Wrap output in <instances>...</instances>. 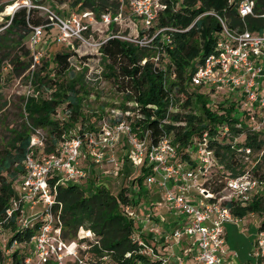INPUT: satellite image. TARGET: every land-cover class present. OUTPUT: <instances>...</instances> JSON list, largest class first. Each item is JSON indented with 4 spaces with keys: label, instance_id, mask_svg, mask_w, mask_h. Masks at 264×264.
Here are the masks:
<instances>
[{
    "label": "built area",
    "instance_id": "obj_1",
    "mask_svg": "<svg viewBox=\"0 0 264 264\" xmlns=\"http://www.w3.org/2000/svg\"><path fill=\"white\" fill-rule=\"evenodd\" d=\"M128 4L130 15L142 20L140 34L132 38L111 33L101 41L92 38L91 28L99 23L103 26L119 24L123 13L120 11L121 6L115 13L102 12L97 18L92 10L60 15L39 6L48 12L49 22L32 27L29 47L34 62L39 63L41 52L38 47L42 43L43 30L51 26L57 28L56 42L68 45L70 41H75L78 45L91 48L87 51L89 54L85 60L79 58L71 63L75 74L83 70L86 82L100 80L106 75L99 64L91 65V60L97 55V62H102L99 48L107 38L116 37L140 47L152 48L154 38L163 37L168 29L166 26L152 29L159 13L166 7L165 2L129 0ZM12 6L10 16L23 5L14 3ZM236 8L240 19V23L236 25H231L227 18L215 14L221 28L216 33L211 52L202 56L193 69L189 82L191 86L209 87L214 97L222 98L234 93V97H237L233 99L238 101V108L247 106L244 110L249 121L247 124L256 132H264V3L258 6L256 0H237ZM9 22L10 20L7 25ZM73 50L78 52L76 48ZM79 54L81 56L84 53ZM161 57L156 53L151 60L158 65ZM145 61L146 58L141 62ZM35 63L30 65V69L34 68ZM31 92L33 93L32 89L27 88L28 96ZM173 101L174 94L169 93L167 116L173 112ZM55 116L59 117L61 123L68 116V112L61 113L57 110ZM232 126L240 128L241 125L236 122ZM96 128L82 132L70 130L50 144L49 149L45 129H32L24 159V173L20 176L15 186L16 193L10 198L5 210L7 219L16 213V223L21 228L36 225L24 264H64L68 258H75L78 264H85L80 254L87 243L80 239L94 241V234L88 229L85 233L79 231L76 239L63 238L62 206L55 198L56 186L70 183L81 185L87 176L83 159H89L91 163L101 166L103 162H107L111 166L108 172L116 174L120 168V158L117 157L116 150L121 141L128 146L129 158L149 170L143 181L147 188L158 186L165 207L181 216L182 224L171 231L170 237L175 242L191 240L192 247L185 251L193 253L195 260L202 264H235L237 254L229 252L224 237L225 224L239 220L230 204L249 202L251 192L261 186V177H257L250 170L237 176L226 174L224 186L214 192L206 184L212 178L214 168L219 167L213 149L207 146L206 133L196 144V161L193 165L179 160L176 146L166 135L153 143L147 130L134 128L132 123L120 119L109 124L104 120ZM231 128L229 124L222 126L220 136L236 142L239 135L234 136ZM238 153L248 158L252 149L241 146ZM192 191L199 196L196 202L192 201ZM126 210L129 215H135L128 206ZM150 219L151 213H144L139 218V226H148ZM148 230L156 236L161 233L157 226L148 227ZM139 243L142 244L141 241ZM87 246L89 248L88 244ZM249 254L254 261L249 260L244 264H264V229L256 234ZM228 257L230 259L226 262ZM157 258H160L158 264H166L167 258ZM178 262L183 264L181 258H178Z\"/></svg>",
    "mask_w": 264,
    "mask_h": 264
},
{
    "label": "trees",
    "instance_id": "obj_2",
    "mask_svg": "<svg viewBox=\"0 0 264 264\" xmlns=\"http://www.w3.org/2000/svg\"><path fill=\"white\" fill-rule=\"evenodd\" d=\"M162 1L166 7L159 13L152 29L169 26L172 29V46L166 47L167 54L165 60H161V64L155 65L149 57L153 47H140L116 37L107 38L99 48L102 62L105 61V64L113 69L110 74L113 76L116 91L135 103L137 117L132 125L134 128L147 130L148 137L153 143L164 135L168 136L176 146L179 160L189 164L196 161V144L204 133L208 139L207 146L213 149L216 159H224L225 154L238 155L241 146H248L252 151H260L264 139L245 122V111L242 117L235 115L239 103L233 99L237 97H234V93L222 98L214 97L210 90L201 93L199 86H191L189 82L191 73L202 56L211 52L216 33L221 28L215 14L227 18L231 25L240 23L237 16V0ZM256 1L258 6L264 3V0ZM78 2L80 7H89L97 17L106 11L115 13L122 3L121 0H77ZM4 3H11V0H5ZM2 8L3 4L0 11ZM34 10L35 7L27 9L23 5L15 10L12 16L6 17L10 22L0 30V77L4 63L8 64L9 72L17 74L31 64L32 54L24 47V39L27 35L30 36L33 26L49 22L48 18L43 20L40 17L30 18L29 14ZM154 42L162 44L164 40L161 36H156ZM20 55L25 56L27 60L19 58ZM87 56L86 54L80 56L78 52L68 48L55 52L52 68L46 69L45 65L42 66V70H47L44 77L53 72L52 78H49L50 85L55 87L51 92L52 96L47 99L28 98L19 112L24 121L8 130L11 135L5 147L0 150V222L3 226L11 225L12 233L7 243L9 246L14 242H30L35 233L36 225L21 228L16 223V213L8 219L5 214L10 198L16 193L15 186L24 173V159L32 129L34 127L45 129L49 149L50 144L70 131L74 122L83 119L82 94L81 90L75 87V84H78V76L81 75L73 72L71 63L79 58L85 60ZM144 57L147 58L142 63ZM168 75L174 78L169 86H175L177 91L184 94L183 106H189L195 98L199 99L197 103H200V116H196L195 120L192 116L187 118L178 112H170L167 116L168 94L172 93L164 86V80ZM210 101H214V107ZM57 110L61 113L68 112V116L61 123L59 117L55 116ZM184 121L186 123H183ZM236 122L240 123V128L232 126ZM226 124L232 127L231 133L234 136L239 135L236 142L220 136L222 126ZM83 130L85 129L80 124L79 132ZM140 168L141 174L136 178L138 183L136 198L146 199L150 189L142 185V182L149 170L144 168V165ZM90 172L94 178L96 174H93V170ZM225 175L220 168H214V174L206 184L207 187L214 192L220 190L225 184ZM55 191L56 201L62 206L63 238L76 239L80 226H86L94 234V241L80 239L97 255V260L92 264L159 263L160 258H157L159 255L155 252L156 245L148 241L150 239L147 235L138 230L136 216L129 215L126 210L127 206L135 203V198L129 193L130 186H123L113 193L106 186L91 179L85 187L72 183L58 184ZM261 199L256 198L245 206L234 207L233 204L230 206L235 215L241 216L246 212L264 209V201ZM1 253L0 250V255ZM80 255L85 264H91L83 257L82 250ZM26 256L27 252L14 249L10 254L11 264H24ZM64 264H78V260L68 258Z\"/></svg>",
    "mask_w": 264,
    "mask_h": 264
},
{
    "label": "rangeland",
    "instance_id": "obj_3",
    "mask_svg": "<svg viewBox=\"0 0 264 264\" xmlns=\"http://www.w3.org/2000/svg\"><path fill=\"white\" fill-rule=\"evenodd\" d=\"M4 1H0V6L3 4V8L0 11V30L4 29L7 26L8 19H6V17L11 15L13 8L12 4L14 3L24 5L27 9H33V7H35V10L31 11V13L29 14L30 18L33 17L35 19L36 17H40L42 18V20L48 18V12L45 10V8L53 11L54 13L59 12L60 15H67L70 12L81 13L84 10H91L89 9V7H80L79 2L77 3V0H43L42 3H38L35 0H11V3L8 4L4 3ZM128 1L129 0H123V2L121 3L120 11L123 13L122 20L119 24H111L108 26H103L100 23L94 24L90 31L91 36L94 40L101 41L111 33H119L132 38L140 34L142 30V20L139 17L130 15V7ZM39 6H43L45 8L41 9ZM167 27L168 29H166L162 37L164 42L162 44L154 42V46L150 51V58L154 57L156 53H159L160 56H162L161 60L164 59L165 55L167 54L165 52L166 47L172 46V31L169 26ZM56 34L57 28L55 26H51L49 29L43 30L42 43L41 46L38 47V50L41 52L39 56V63L34 62L33 55L31 57V64L35 63L33 69H30V64L26 70L20 71L19 74H17L14 72H9L7 63L3 64L0 77V150L5 147V144L9 136L11 135L8 130L11 127H17L24 121V118L20 116L19 112L20 107H22V105L25 106L26 100L28 98L40 99V97H42L43 99H47L49 98V96H52L51 92L55 89V87L50 85L49 78H52L53 72L51 71L50 75L44 77L46 76L45 73L47 70H42V66L45 65L46 69H51L54 63L53 54L60 50H65L66 48H68V50H73L74 48H76L78 53H84L87 55L89 54L87 51L91 50V48L78 45V42L75 41H70L68 45L56 42ZM28 36L29 35L25 37L23 45L31 52L28 44ZM20 56L19 58H21L22 60H27L25 56ZM93 57L94 59L91 60V65L99 64L101 68L105 70L106 75H104L100 80L94 82H86L83 78V70L77 71V74H80L81 76H78V84H75V87L81 90V109L83 114L81 116L83 117V119L74 122L70 130L79 131L80 124H82V127L85 130L97 129L96 126H98L104 120L107 121L108 124L118 119L126 120L127 122L133 124L135 118L137 117L133 100L125 98L121 93H118L116 89H114L113 76L110 74L111 72H113V69L108 64H105V61H99L98 63L96 60V58L98 57L97 55H94ZM145 58L147 57H144L143 59ZM160 62L159 64H161ZM30 70L33 71L31 72ZM34 73L36 74L34 75ZM173 79L174 78L171 75H168V77L164 80V86L166 87V89L170 90V92L174 94L173 113L178 112L179 114H184L185 116H187V118L192 116L194 117L193 120H195L196 116H200V103H197L199 102V99L195 98L193 99L191 104H189V106H183L185 100L184 94L177 91V88L175 86H169L171 80ZM27 88H31L33 91V93H30V96H28L29 94L26 93ZM199 89L201 90V93L209 91V87L207 86H199ZM22 99H24V101ZM210 103L213 105L212 107H214V101H210ZM245 108H247V106L243 108H237L238 110L236 111L235 115L237 117H242ZM245 122L249 123L247 119L245 120ZM183 123H186V121H184ZM90 127H92V129H89ZM259 134L261 138L264 139V132L261 131L259 132ZM125 144V142L121 141L117 146V149L119 150L118 156H120V160L122 163L120 169L118 170V173H109L107 170H110L111 166L107 162H103L101 168H96L94 165H92L89 159H83L82 164L86 168L87 176L86 179L83 180L80 184L81 186L85 187L89 180L92 179L97 184L99 183L106 186L113 193L117 192L123 186H130L129 193L135 198V203L130 204L128 207L134 213L135 211L140 209L139 215L135 213V219H137L138 225L139 218L142 217L145 213V209H143L142 206L145 204L147 208L148 204L154 199V196L153 194H151L146 199L136 198V193L138 191V183L136 181V178L141 174V166L135 164L133 160L129 158V155H127L128 146ZM262 151H264V145L263 150H253L252 153L249 154L248 158H246V156H241L239 153L238 155L234 154L233 156L230 154H225L224 159H218L216 160V162L218 167L225 174H227V176H237L242 172H245L246 170H250L257 177H261V187L264 188V152ZM90 165L91 167H89ZM90 170H93V174H96L94 178L92 177V172H90ZM142 185H144L143 182ZM152 189L153 187L150 188L151 192L153 193L155 189ZM261 198V201H264V195ZM255 216L256 217L254 220V224L257 225L258 223L256 221H262L264 219V209H262L261 211H255ZM176 226H178V224ZM87 230L88 228H86V226H80L79 228V231L81 233H85V231ZM146 231L147 228L144 230V235H147ZM11 233V225L3 226V223L0 222V250L2 251L0 255V264H11L10 254L14 249H18L20 250V252L30 251L31 242H14L11 246L7 245ZM243 234L246 235L247 231H243ZM249 235L250 234L248 233V236ZM249 239H252V242L250 240L248 241L246 250L247 252L245 254L246 262H248L249 260L254 261V258L250 256L249 252L253 247V241L255 237H250ZM152 240L153 239H150L148 241ZM159 240L160 243H163L165 241L164 239ZM160 243L157 244L158 250L162 245ZM174 243L175 241L171 242L170 244V246H172L173 248L176 246ZM235 243V240L229 239V244L237 249L238 245H235ZM173 250L174 249H171L166 256V264H179L178 261L175 260L177 258V254H174L173 256L171 255V251ZM82 251L83 257L87 259L89 263L92 264L95 260H97V255H95V253L88 248L87 244H85ZM161 256L163 257L165 255L163 254ZM185 261H187L186 258Z\"/></svg>",
    "mask_w": 264,
    "mask_h": 264
},
{
    "label": "crops",
    "instance_id": "obj_4",
    "mask_svg": "<svg viewBox=\"0 0 264 264\" xmlns=\"http://www.w3.org/2000/svg\"><path fill=\"white\" fill-rule=\"evenodd\" d=\"M213 95L214 94H212V96ZM118 154H119V150L117 149L116 155L118 158H120V156H118ZM92 165H94L96 168L102 167L99 164L95 165L92 163ZM121 165H122V163L120 160V167H121ZM89 167H91V165ZM152 187H153V189H155V191L152 193L151 190H149L148 196L153 194L154 199L148 204L147 208H146L145 204L142 206L143 209H145V213L146 212L151 213V219L149 220V222L147 224L148 226H146L144 228H141V226H139V224H138V230L141 231L142 233H144V230L147 228V231H146L147 237L149 239H153L152 241L154 242L153 244L156 245L155 246V252L157 253V255L161 256L164 254L165 256H163V257L166 258L169 251L171 249H174L173 251H171L172 252L171 255L173 256L174 254H177V258L175 259L176 261H178V258H181L183 264H202V263L195 260L193 253L185 251L186 249H189L192 247L191 240L187 239V240H181L180 242H175L174 244L176 246L174 248L172 246H170L171 242L174 241L173 238L169 237L171 235V231L174 228H178L182 224V218H181V216L174 214L171 210H169L165 207V205L163 204V200H162L161 189L156 185H153ZM263 192H264V188H262L260 186L251 192V199L249 200V202H247L245 204H235L233 206L234 207L237 205L245 206V205L251 203L256 198H258L260 196L263 197V195H264ZM191 193H192V201L196 202V200L199 198V196L196 195L194 191H192ZM135 213H138V215H139L140 209L135 211ZM236 216L239 219L237 222H228L225 224V234H224L225 241H226L225 245H226V248L229 250L230 253L233 252V253L237 254V257L235 259V264H244L246 262L245 261L246 260L245 254L247 252L246 250H247V246H248V241L250 240L249 238L250 237L251 238L256 237V234L258 233V231L260 229H264V219L262 221H260V220L256 221L258 224L255 225L254 224V222H255L254 220L256 217L255 211L246 212L241 216H239V215H236ZM157 221H158V223H156ZM177 224H178V226H176ZM151 226L159 227V231L161 230L160 231L161 233L156 236L153 233L149 232L148 227H151ZM243 231H247V234L244 235ZM248 233L250 234L249 236H248ZM159 239H161V240L164 239L165 241L163 243L162 242L160 243ZM229 239L235 240V242H236L235 245H238L239 249L232 247V245L229 244ZM250 241L252 242V239ZM159 243L162 245H161V248L158 250L157 244H159ZM164 244H166V245H164ZM249 251H250V249H249ZM185 258L187 259V261H185ZM229 259L230 258L228 257L226 259V262Z\"/></svg>",
    "mask_w": 264,
    "mask_h": 264
}]
</instances>
